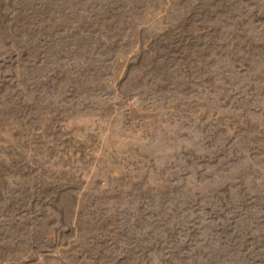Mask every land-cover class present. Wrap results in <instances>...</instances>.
<instances>
[{
    "label": "rangeland",
    "instance_id": "1",
    "mask_svg": "<svg viewBox=\"0 0 264 264\" xmlns=\"http://www.w3.org/2000/svg\"><path fill=\"white\" fill-rule=\"evenodd\" d=\"M0 264H264V0H0Z\"/></svg>",
    "mask_w": 264,
    "mask_h": 264
}]
</instances>
